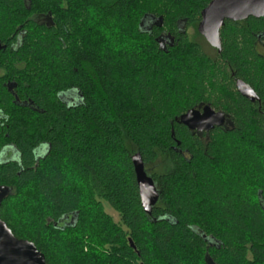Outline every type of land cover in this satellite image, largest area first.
Returning a JSON list of instances; mask_svg holds the SVG:
<instances>
[{"label": "trees", "instance_id": "1", "mask_svg": "<svg viewBox=\"0 0 264 264\" xmlns=\"http://www.w3.org/2000/svg\"><path fill=\"white\" fill-rule=\"evenodd\" d=\"M210 1L0 0V43H17L0 68L35 108L0 78V148L18 151L0 162V220L46 264H264V17L226 22L217 52L197 32ZM200 104L231 128L176 122ZM136 153L159 193L149 215Z\"/></svg>", "mask_w": 264, "mask_h": 264}, {"label": "water", "instance_id": "2", "mask_svg": "<svg viewBox=\"0 0 264 264\" xmlns=\"http://www.w3.org/2000/svg\"><path fill=\"white\" fill-rule=\"evenodd\" d=\"M111 1V0H109ZM249 17L260 19L264 17V0H211L200 13L198 34L213 49L220 52V29L225 22H240ZM161 24V19H159ZM152 22L146 20L140 27L147 29ZM169 41H172L169 39ZM165 43V41H163ZM239 95L251 103L258 101L255 92L242 81L236 82ZM176 122L196 134L208 133L214 128L231 125L222 112H215L209 105L200 104L187 110ZM140 199V205L145 214L149 215L155 206L159 193L152 179L144 170L139 154L130 158ZM9 191L0 187V205ZM133 247L131 241H129ZM0 264H46L45 258L31 242L16 238L7 225L0 220Z\"/></svg>", "mask_w": 264, "mask_h": 264}, {"label": "flooded vegetation", "instance_id": "3", "mask_svg": "<svg viewBox=\"0 0 264 264\" xmlns=\"http://www.w3.org/2000/svg\"><path fill=\"white\" fill-rule=\"evenodd\" d=\"M35 20L40 23V24H43L45 23V19L44 17H37L35 18ZM241 22V21H240ZM226 23V22H225ZM228 23V22H227ZM199 24V23H198ZM167 37V36H166ZM21 36H17V39L16 41H21ZM17 43L13 44V42L10 43V45L8 46L7 44L5 43H0V51H3V50H6L9 48H14V46L16 47ZM263 51V49H261ZM263 55H264V51H263ZM6 74H4V71L0 68V78H3V80H1V86L5 88V90L11 94L12 96H14V90L16 89V83L12 80V79H8V78H5ZM236 82H234V87H235V90H236ZM247 85V84H246ZM249 86V85H248ZM250 87V86H249ZM251 88V87H250ZM237 91V90H236ZM77 94H75L74 92H66V93H63V94H60V99L67 105H71L72 103H74L77 99L76 97ZM14 103H16V105L18 107H23V108H29V109H33L35 110L34 108V105L32 104V102L30 101V99L28 98H18V97H15L14 96ZM205 105V104H203ZM215 111V110H214ZM216 112V111H215ZM226 119L228 121H230L229 117L226 115ZM7 120V116L0 111V126L2 125V123L4 121ZM222 130H228L229 128H231V125H225L223 127H220ZM204 133H201V134H197L198 136H202L204 135ZM48 150V146L47 145H44V144H41L39 147H37L34 152L36 153L37 156H43ZM18 158V151L17 149L14 147V145L12 144H7V145H4L0 148V162L1 163H6V162H10V161H15L16 159ZM73 222V215H69V216H66V217H63L59 223H58V227L59 228H66L68 227L71 223Z\"/></svg>", "mask_w": 264, "mask_h": 264}, {"label": "rangeland", "instance_id": "4", "mask_svg": "<svg viewBox=\"0 0 264 264\" xmlns=\"http://www.w3.org/2000/svg\"><path fill=\"white\" fill-rule=\"evenodd\" d=\"M195 31L196 29L195 28H189L187 29V36L190 40H198V41H201V39H199L196 35H195ZM104 210L105 212L112 217V219L114 221H117L118 220V217L117 215L109 208L107 207L106 205H104Z\"/></svg>", "mask_w": 264, "mask_h": 264}]
</instances>
